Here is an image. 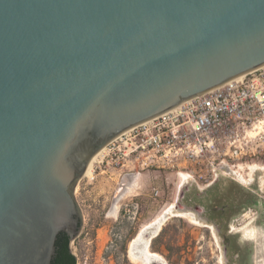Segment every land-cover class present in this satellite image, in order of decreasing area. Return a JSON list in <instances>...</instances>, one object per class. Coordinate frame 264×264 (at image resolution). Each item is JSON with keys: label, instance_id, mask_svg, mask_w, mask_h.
I'll return each instance as SVG.
<instances>
[{"label": "water", "instance_id": "1", "mask_svg": "<svg viewBox=\"0 0 264 264\" xmlns=\"http://www.w3.org/2000/svg\"><path fill=\"white\" fill-rule=\"evenodd\" d=\"M262 66L264 0H0V264H53L101 148Z\"/></svg>", "mask_w": 264, "mask_h": 264}, {"label": "rangeland", "instance_id": "2", "mask_svg": "<svg viewBox=\"0 0 264 264\" xmlns=\"http://www.w3.org/2000/svg\"><path fill=\"white\" fill-rule=\"evenodd\" d=\"M238 151V156L225 157L226 162L237 165L232 168L237 171L236 176L248 180L258 177L264 182V133L242 139ZM107 152L105 160L96 167L94 178L82 176L74 188V197L83 215V228L73 246L77 264H134L127 254L130 241L143 225L174 203L179 195L181 176L177 184V169L170 166L161 171L138 169L136 172L142 173L138 190L119 203L118 218H109L115 193L124 176L130 172L117 167L114 164L117 157L112 160L109 148ZM107 161L112 163L107 164ZM251 166L260 170L252 174ZM155 185L162 191V196L157 199L151 195ZM176 187L177 193L171 200ZM255 237L258 240L259 234L256 233ZM152 242L155 245L151 250L163 256L167 264H222L223 255H220L210 230L185 218L170 219Z\"/></svg>", "mask_w": 264, "mask_h": 264}, {"label": "built area", "instance_id": "3", "mask_svg": "<svg viewBox=\"0 0 264 264\" xmlns=\"http://www.w3.org/2000/svg\"><path fill=\"white\" fill-rule=\"evenodd\" d=\"M246 74L118 135L107 146L114 164L130 173L170 166L177 169V184L187 173L188 181L205 185L231 165L225 157L238 156L242 139L264 133V66ZM176 193L177 187L171 200ZM151 195L160 198V187L153 186Z\"/></svg>", "mask_w": 264, "mask_h": 264}, {"label": "flooded vegetation", "instance_id": "4", "mask_svg": "<svg viewBox=\"0 0 264 264\" xmlns=\"http://www.w3.org/2000/svg\"><path fill=\"white\" fill-rule=\"evenodd\" d=\"M236 167L228 165L215 171L205 185L191 183L185 190L181 208L193 213L210 230L223 255L222 264H264V182L258 177L238 178L237 171L232 169ZM75 183L71 188L73 195ZM61 235L69 238L74 254L76 238L71 240L65 231L58 234L56 252Z\"/></svg>", "mask_w": 264, "mask_h": 264}, {"label": "bare ground", "instance_id": "5", "mask_svg": "<svg viewBox=\"0 0 264 264\" xmlns=\"http://www.w3.org/2000/svg\"><path fill=\"white\" fill-rule=\"evenodd\" d=\"M247 74H242L236 78H234V81H240L243 79ZM180 106V105H179ZM150 121V120H148ZM148 121H145L141 124H144ZM139 124V125H141ZM138 126V125H137ZM134 126L130 128L128 131L134 129ZM261 129V128H256ZM255 134V133H253ZM107 146H104L101 148L90 160L83 177H88L90 179H93L95 176L96 167L102 163L105 158L108 155L107 152ZM251 172L252 174H255L258 172L259 167L251 166ZM181 184L179 187V192L183 187H185L187 184H189L188 181V174L181 173ZM141 178V174L136 172L133 174H130L122 180L121 183V191L117 195L116 198H114L113 205L111 209L109 210L108 217L109 218H118L120 214V205L119 203L125 199L128 196H132L136 193V191L139 188V180ZM238 178H244L242 176H238ZM179 201V195L177 200L172 203L169 206H166L163 208L159 214L153 218L151 221L146 223L141 227L137 235L130 241L128 245V258L133 262L134 264H151L153 261L160 263V264H167L165 258L161 256L158 253H155L151 250L152 240L158 237V235L161 233L162 229L164 228L165 224L172 218H185L188 219L190 222H192L195 225L198 226H205L201 221H199L193 213L183 211V209L180 207L178 208L177 203ZM246 232V230H245ZM146 234H149V237H146ZM248 234V231H247ZM252 234V232H251ZM256 239V237H255Z\"/></svg>", "mask_w": 264, "mask_h": 264}, {"label": "trees", "instance_id": "6", "mask_svg": "<svg viewBox=\"0 0 264 264\" xmlns=\"http://www.w3.org/2000/svg\"><path fill=\"white\" fill-rule=\"evenodd\" d=\"M69 243H70V240L67 236L61 235L58 238L57 252H56V256L53 261V264H77V258L74 254H72L70 247H69ZM154 245L155 244H153L152 242L151 247H154Z\"/></svg>", "mask_w": 264, "mask_h": 264}]
</instances>
